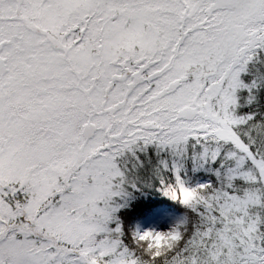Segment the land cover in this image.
Listing matches in <instances>:
<instances>
[{
    "label": "snow or ice",
    "instance_id": "6c2138e0",
    "mask_svg": "<svg viewBox=\"0 0 264 264\" xmlns=\"http://www.w3.org/2000/svg\"><path fill=\"white\" fill-rule=\"evenodd\" d=\"M0 264H264V0H0Z\"/></svg>",
    "mask_w": 264,
    "mask_h": 264
}]
</instances>
